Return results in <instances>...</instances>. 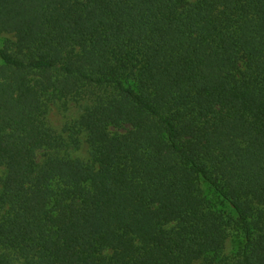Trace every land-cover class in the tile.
Wrapping results in <instances>:
<instances>
[{
    "label": "trees",
    "instance_id": "obj_1",
    "mask_svg": "<svg viewBox=\"0 0 264 264\" xmlns=\"http://www.w3.org/2000/svg\"><path fill=\"white\" fill-rule=\"evenodd\" d=\"M0 35L13 264H264V0H0ZM79 95L90 159L39 162Z\"/></svg>",
    "mask_w": 264,
    "mask_h": 264
},
{
    "label": "rangeland",
    "instance_id": "obj_2",
    "mask_svg": "<svg viewBox=\"0 0 264 264\" xmlns=\"http://www.w3.org/2000/svg\"><path fill=\"white\" fill-rule=\"evenodd\" d=\"M0 45L6 47L10 52H15L11 35H0ZM88 105L89 102L80 95L65 99H51L48 101L44 121L49 128L59 133L65 139V144L64 148L57 150V152L53 150H40L37 155V160L39 162H42L48 153H59L60 155L65 154L85 161L90 159V150L85 134L83 132L73 133L71 128L74 121L78 119ZM117 131L120 132L122 129H117ZM4 174L5 169L0 165V188L1 179ZM208 196L212 197V193L209 192ZM230 241L231 240L226 242L227 253L231 250ZM0 255L11 259L10 264H13V258L18 260L19 256V254L14 251L5 250L3 248H0Z\"/></svg>",
    "mask_w": 264,
    "mask_h": 264
}]
</instances>
